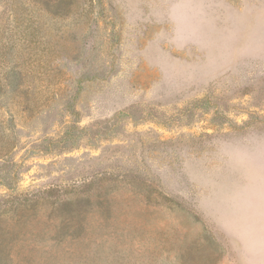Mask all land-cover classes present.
Masks as SVG:
<instances>
[{"label":"rangeland","instance_id":"obj_1","mask_svg":"<svg viewBox=\"0 0 264 264\" xmlns=\"http://www.w3.org/2000/svg\"><path fill=\"white\" fill-rule=\"evenodd\" d=\"M0 264H264V0H0Z\"/></svg>","mask_w":264,"mask_h":264}]
</instances>
